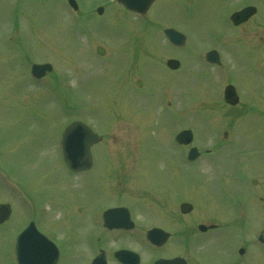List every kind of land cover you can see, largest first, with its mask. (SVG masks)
Returning <instances> with one entry per match:
<instances>
[{"label": "rangeland", "instance_id": "1", "mask_svg": "<svg viewBox=\"0 0 264 264\" xmlns=\"http://www.w3.org/2000/svg\"><path fill=\"white\" fill-rule=\"evenodd\" d=\"M63 1L0 0V171L10 174L9 179L30 196L36 226L60 248L57 264H88L97 252L100 209L124 203L133 205L141 228L127 233L125 243L110 232L104 234L101 247L109 254L125 245L142 257L180 255L188 264H264V250L254 244L264 225V193L263 200L256 193L264 191V116L250 114L264 109V0H156L146 28L116 0H76L81 10L78 22L71 20ZM248 1L257 5V15L238 28L226 25L228 11ZM97 5L103 6L100 15L93 10ZM166 25L188 35L186 47L169 46L162 33ZM98 45L103 55L96 53ZM208 45L219 49L235 74L233 84L242 99L233 108L219 100L221 73L199 62L198 51ZM177 56L180 69L167 70L166 58ZM29 59L50 61L53 72L35 82ZM137 78L143 86L134 88ZM59 87L71 95L68 102L75 111L69 115L66 104L55 98ZM159 98L160 106L181 108L175 131L192 129L191 144L201 154L214 143H219L214 150L224 148L226 128L236 144L186 163L182 150L170 141L172 124L160 107H154ZM159 111L162 118L156 115ZM74 116L104 134L91 147L94 167L79 177L64 167L58 148L59 131ZM116 156L131 157L150 169L164 159L166 178L159 171L156 176H140L135 183L141 190L133 185L135 176L128 183L129 177L120 174ZM253 177L257 183L252 185ZM9 179L0 174V202L11 207L0 225V264H14L6 237L13 236L33 211ZM180 194L193 203L186 214L176 208L171 212ZM226 197L244 205L239 217L236 207L229 213ZM230 220L239 228L197 232L199 222L223 227ZM154 224L167 227L171 236L191 228V235L198 237L175 234L188 244L167 243L170 238L159 250H147L139 240L142 230ZM241 231L250 258L230 250Z\"/></svg>", "mask_w": 264, "mask_h": 264}, {"label": "water", "instance_id": "2", "mask_svg": "<svg viewBox=\"0 0 264 264\" xmlns=\"http://www.w3.org/2000/svg\"><path fill=\"white\" fill-rule=\"evenodd\" d=\"M128 3V5L133 6H139V7H145L147 6L151 0H122ZM253 10V9H252ZM248 8L242 9L240 12L236 14L237 21H240L242 13L249 15L251 12ZM245 15V16H246ZM99 51H102L101 49ZM168 63L172 67H176L178 62L176 60H168ZM234 96L232 94H229L227 97V100L230 102L234 101ZM181 141L189 140L190 134L187 131L181 132ZM99 137H97L94 133L90 131L87 126H85L83 123L79 121H73L70 123L64 130L61 138V149L63 154V159L67 163V165L73 169L78 170L82 168H86L90 164V154H89V145L92 143L93 140H97ZM191 205L184 203L182 204L181 210L182 211H188L190 210ZM9 207L6 204H0V222L7 218L9 214ZM201 229H204V227H200ZM154 233V232H153ZM23 240L20 242H17L16 250L17 255L20 263L23 262V259L30 256H36L37 259L40 258V256L47 254L49 252L50 246L48 245L47 240L39 233L35 231L33 226L28 228L23 232ZM52 252H55V249H51ZM129 255L128 252H121V254ZM102 260V255L96 257L93 260L92 264H100V261ZM39 263V262H38ZM52 261L50 264H53ZM160 264H184V261H178L177 259L173 260H166L163 263Z\"/></svg>", "mask_w": 264, "mask_h": 264}]
</instances>
